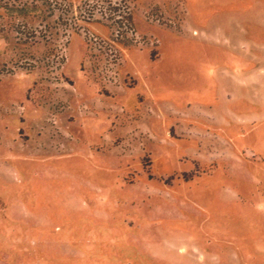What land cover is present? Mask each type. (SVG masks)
Returning a JSON list of instances; mask_svg holds the SVG:
<instances>
[{"label": "rangeland", "instance_id": "rangeland-1", "mask_svg": "<svg viewBox=\"0 0 264 264\" xmlns=\"http://www.w3.org/2000/svg\"><path fill=\"white\" fill-rule=\"evenodd\" d=\"M0 264H264V0H0Z\"/></svg>", "mask_w": 264, "mask_h": 264}]
</instances>
